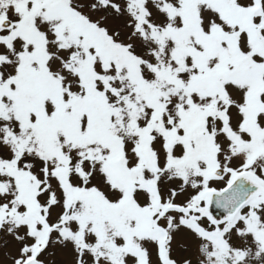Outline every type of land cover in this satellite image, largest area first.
I'll use <instances>...</instances> for the list:
<instances>
[{
	"label": "snow or ice",
	"instance_id": "6c2138e0",
	"mask_svg": "<svg viewBox=\"0 0 264 264\" xmlns=\"http://www.w3.org/2000/svg\"><path fill=\"white\" fill-rule=\"evenodd\" d=\"M0 264H264V0H0Z\"/></svg>",
	"mask_w": 264,
	"mask_h": 264
}]
</instances>
